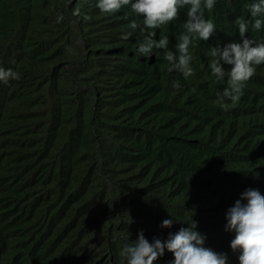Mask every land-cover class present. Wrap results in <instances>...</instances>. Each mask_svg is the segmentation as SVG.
Listing matches in <instances>:
<instances>
[{"label":"trees","instance_id":"trees-1","mask_svg":"<svg viewBox=\"0 0 264 264\" xmlns=\"http://www.w3.org/2000/svg\"><path fill=\"white\" fill-rule=\"evenodd\" d=\"M247 1L235 0V9L227 12L218 0L204 16L235 31L224 15L247 20ZM20 8L0 0V67L20 76L9 86L0 83V103L18 114L15 127L0 123V134L5 133L0 136V209L13 214L0 232V264H73L71 256L80 264H113L109 257L141 230L133 219L159 234L170 214L168 203L183 189L179 207L172 209L180 223L169 233L186 228L189 185L209 176L190 169L198 163L180 148L181 139L191 129L202 130V116L211 112L202 83L178 82L198 91V104L171 107L175 96L168 91L143 102L145 88L118 80L115 60L128 47L116 40L117 32L98 39L71 37L67 43L64 31L51 33L49 21L23 16ZM253 35L260 38L261 32ZM16 42L24 58L38 43L61 53L31 60L29 69L12 54L9 45ZM67 65L73 68L66 71ZM156 75L148 78L150 88L172 86ZM263 85L264 66L244 89L242 103L251 111L260 108L256 99ZM217 129L222 134L230 125ZM242 163L225 164L217 179L221 189L234 190Z\"/></svg>","mask_w":264,"mask_h":264},{"label":"clouds","instance_id":"clouds-1","mask_svg":"<svg viewBox=\"0 0 264 264\" xmlns=\"http://www.w3.org/2000/svg\"><path fill=\"white\" fill-rule=\"evenodd\" d=\"M10 2L21 4L18 12L23 16L38 15L49 21L51 33L64 31L67 43L71 37L98 39L110 31L117 32L116 40L128 47L124 56L115 60L118 80L145 88L148 92L143 102L162 98L164 91H168L175 96L171 107L198 104V91L192 85L178 83L183 79L200 81L204 101L212 104L211 112L202 116L205 123L202 130L191 129L181 139V151L198 163L190 169L209 173L207 179L189 185L185 209L190 217L187 225L184 224L186 228L181 227L175 234L169 233L173 224L180 223L179 215L172 209L179 207L183 189L168 203L170 214L162 222L163 229L159 234L142 229L144 226L137 222V217L133 219L141 230L117 250L116 255L109 257L112 263L264 264V85L260 86V95L256 99L259 109L251 111L242 103L246 85L264 66V0L247 1L250 4L246 6L247 20L236 17L233 21V14L231 17L224 15L226 23L235 24L237 31H232L228 25L219 28L213 19L205 18L204 12L210 13L218 0ZM222 5L227 12H232L235 0H223ZM253 30L261 32L260 38L253 35ZM9 47L19 64H25L29 69L31 60L40 62L41 56L50 58L61 53L56 49L50 52L38 43L24 58L18 42ZM46 67H50L49 64ZM68 68L73 67L67 65L65 70ZM155 74L172 86L162 83L150 88L148 78ZM19 78L18 72L0 67V83L9 86ZM186 95L192 100L185 101ZM0 115H4L1 116L4 120H0L4 126L17 125L15 109L0 103ZM224 124L230 125V129L221 134L217 128ZM251 127L257 133L253 149L224 146L227 141L237 139L227 137L229 132L240 128L244 131L242 138H247ZM216 137H221L220 143L213 145ZM146 138L151 139L149 135ZM241 160V170L235 173L238 182L234 190L221 189L222 183L217 179L225 164ZM137 212L134 208L133 217ZM12 217L10 212L0 209V232L5 230ZM167 235L166 240L159 239ZM150 240L153 241L150 243ZM69 260L80 264L74 261V256Z\"/></svg>","mask_w":264,"mask_h":264},{"label":"rangeland","instance_id":"rangeland-1","mask_svg":"<svg viewBox=\"0 0 264 264\" xmlns=\"http://www.w3.org/2000/svg\"><path fill=\"white\" fill-rule=\"evenodd\" d=\"M223 116H229L228 114H224ZM250 132L247 136V138H242V131L240 128H237L236 131L229 132L227 137L230 139H233L234 137H237L235 141H227L224 146H232V145H240V146H248L247 151H250L254 147V138L256 137L257 133H255L254 127H251ZM7 207H9V204H6Z\"/></svg>","mask_w":264,"mask_h":264}]
</instances>
